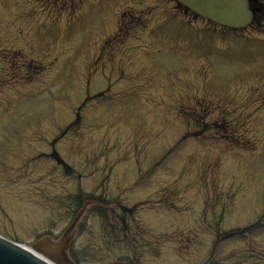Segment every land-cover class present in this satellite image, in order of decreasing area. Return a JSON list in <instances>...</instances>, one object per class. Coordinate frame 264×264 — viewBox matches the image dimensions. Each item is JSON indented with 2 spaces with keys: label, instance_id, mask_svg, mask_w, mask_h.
<instances>
[{
  "label": "rangeland",
  "instance_id": "obj_1",
  "mask_svg": "<svg viewBox=\"0 0 264 264\" xmlns=\"http://www.w3.org/2000/svg\"><path fill=\"white\" fill-rule=\"evenodd\" d=\"M146 1L0 0V234L85 204L75 264H264V13Z\"/></svg>",
  "mask_w": 264,
  "mask_h": 264
},
{
  "label": "water",
  "instance_id": "obj_2",
  "mask_svg": "<svg viewBox=\"0 0 264 264\" xmlns=\"http://www.w3.org/2000/svg\"><path fill=\"white\" fill-rule=\"evenodd\" d=\"M202 15L226 23L232 26H241L249 21L252 11L248 7L247 0H182ZM72 223L56 241L54 252L41 247L43 241L34 244L33 247L47 256L55 264H73L67 254V247L73 231ZM51 242L49 238L45 239ZM0 264H50L31 252L0 238Z\"/></svg>",
  "mask_w": 264,
  "mask_h": 264
},
{
  "label": "bare ground",
  "instance_id": "obj_3",
  "mask_svg": "<svg viewBox=\"0 0 264 264\" xmlns=\"http://www.w3.org/2000/svg\"><path fill=\"white\" fill-rule=\"evenodd\" d=\"M35 249V248H34ZM36 250V249H35ZM42 254V253H41ZM47 259H49L47 256H45ZM50 260V259H49ZM51 261V260H50Z\"/></svg>",
  "mask_w": 264,
  "mask_h": 264
}]
</instances>
